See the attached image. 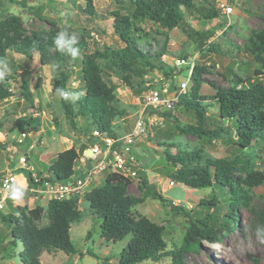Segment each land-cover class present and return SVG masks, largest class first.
<instances>
[{"label":"rangeland","instance_id":"1","mask_svg":"<svg viewBox=\"0 0 264 264\" xmlns=\"http://www.w3.org/2000/svg\"><path fill=\"white\" fill-rule=\"evenodd\" d=\"M221 1L225 0H196L193 9L182 7L180 10L185 24L189 25L192 31L205 33L207 35L205 39L202 36L195 37L188 34L181 27L164 31L148 20L139 23L148 37L147 43L140 42L138 46L150 54L159 55L163 47L166 51L163 52L162 57L153 60L156 65L154 70L147 69V73L142 78L132 77L131 86L125 83L109 64L99 61L104 68L105 79L113 86L116 97L115 107L123 112L113 122L115 138L130 134L136 121L143 115L145 100L149 94V90H146L148 83L157 81L160 84L161 77L166 79V74L171 76L175 71L177 82L183 81L188 76L190 66L177 67L178 59L185 58V61L195 63L197 67L204 69L202 78L206 83L201 88V95L215 94L213 87L210 86L211 83L219 88L234 87L236 75L244 80L254 79L255 71L261 69L257 59L264 58V53L255 52L251 38L264 29V0H226L235 10L230 19L224 17L218 10ZM86 4L85 0H0V22L8 17H18L26 35L32 32L51 31L55 29L53 24L58 28V33L64 30L76 35L77 39L86 33L89 54L102 52L106 48L123 47L124 44L114 33V18L111 12L121 9L122 13L131 14L133 7L130 2L94 0L95 13L92 16L87 14ZM214 12L218 15L212 17ZM82 53L83 51H80V56L75 62L70 58L66 65L67 70L73 71L72 80H76L71 82L73 88H82V84L78 81L81 76ZM31 55L32 57L29 58L11 50L7 53L5 62L9 66L8 75L12 80H5L4 84L9 88L12 96L0 101L2 123L0 177L9 170H15L18 176L17 186H27L31 173L37 174L44 180L50 179V167L59 152L76 147L83 157V151L85 148L89 149L92 142V133L88 130L90 123L78 117L76 121L79 130H75L64 114L61 98L52 93V80L56 74L54 66L41 65L36 52H32ZM160 66L164 71L160 70ZM260 80L264 83V77ZM25 83L28 85L26 86ZM24 87H29V99L25 96ZM208 113L207 128L214 130L221 126L222 122L217 116L216 106ZM149 114L150 112L146 111L145 116L152 118ZM162 116L164 122L157 125L154 135L148 141H139L129 158L134 161L135 168L139 167L141 172L146 173L148 182L157 187L166 199L173 202L171 205L182 206L188 210L194 208L199 213L205 214L207 209L199 207L198 204L203 198L210 199L214 192L212 189H192L176 182L171 177L175 169L168 164L165 151L176 156L181 151L192 152L200 149L213 159L234 160L239 156L244 162L250 161L252 168L264 173V140H259L251 148L242 150L236 147V139L230 132H224L221 138L211 141L182 133L179 127L192 125L195 122L194 113L184 107L175 105L171 112ZM23 118L38 119L39 122L24 125L20 123ZM22 132H27L30 136L20 145L17 138ZM27 152H29V166L33 171L17 166L19 157ZM109 157L108 160L111 159V156ZM96 163L93 159L90 168ZM238 167L241 168V165ZM107 173L116 174L106 171L104 177ZM236 176H245V173L240 170ZM103 182L104 180L95 184L93 189ZM93 189L78 196V207L83 211L84 218L80 223L73 225L71 240L79 253L74 256L60 251L44 253L41 256V264H120L122 251L130 237L117 243L102 239L100 221L85 200V195ZM22 192V199L14 202L11 197L7 208L0 211L1 252L12 238L10 223L3 220V216L16 214L17 206L34 207L39 204L47 207L48 199L41 198L40 202L33 203L36 201L33 200V195ZM247 192L250 206L246 208L240 205L237 208L240 217L237 228L225 234L222 241L217 244L204 242L199 252L186 256L187 264H264V233L257 235L256 232L257 227H264V184ZM217 193L221 200L226 199L218 190ZM127 194L142 199L133 210L135 216H145L163 228L164 238L168 244L166 251L171 252L179 248L190 227L189 219L169 206H164L160 201L146 196L140 190L139 180H133L127 188ZM212 211L210 210V213L221 217L225 214V209ZM48 222L45 213L40 226L47 225ZM21 249V243H18L17 248L10 246L7 251L9 253L0 256V264H22L18 257ZM88 251L98 255L101 261L90 256ZM142 264H172V259L164 255L159 261L149 260Z\"/></svg>","mask_w":264,"mask_h":264},{"label":"trees","instance_id":"2","mask_svg":"<svg viewBox=\"0 0 264 264\" xmlns=\"http://www.w3.org/2000/svg\"><path fill=\"white\" fill-rule=\"evenodd\" d=\"M85 1L87 14L94 15V0ZM128 1L133 7L131 14H124L121 9L111 12L114 18V33L124 44L123 47L106 48L102 52L96 51L89 54L86 33L78 39L77 47L83 51L81 76L78 80L82 84L81 89L73 88L71 85L76 80H72L73 71L66 69L70 57L59 52L54 46V38L58 34L55 24H53L55 29L51 31L32 32L26 35L18 17H8L1 21L0 60L5 61L10 50L29 58L32 57V52L38 53L41 65L54 66L56 70L52 80V93L61 98L64 114L73 128L79 130L76 121L79 117L90 123L88 129L90 133L98 131L102 136L115 138L113 122L123 112L115 107L116 97L113 86L105 79V71L99 61L109 64L123 81L131 86V78L134 76L142 78L147 73V69L154 70L156 65L153 60L162 57L163 52L166 51L163 47L159 55L150 54L138 46L140 42L147 43L148 37L139 23L148 20L164 31L181 27L190 35L207 38L205 33L192 31L180 14L182 7L193 9L196 0ZM224 2L229 3L226 0ZM19 4L23 3L19 2ZM217 15V12L212 13V17ZM251 44L255 52L264 53V29L251 38ZM182 60L186 59L182 58ZM257 60L261 69L255 71L254 79L244 80L236 75L235 86L229 88H219L211 83L210 86L215 91L214 95L200 94L202 86L206 83L202 78L204 69L195 65L191 76L192 85L176 103L192 111L195 122L192 125L179 127V130L184 134L210 141L221 138L224 132H230L236 139V147L242 150L251 148L259 140H264V83L260 80L264 77V58L260 57ZM57 65L58 67H55ZM160 70L164 71L163 68ZM175 72L171 76L169 74L165 76L172 81L173 90L180 83L176 80ZM5 80H12V77L8 75ZM25 85L28 84L25 83ZM23 89L25 96L29 99V87ZM57 89L75 94L78 98L74 99L72 95L64 98L58 94ZM11 96L9 88L4 83H0V101ZM215 106L218 111L217 116L222 123L217 129L211 130L206 125L207 115ZM38 122V119L30 118L20 120V123L24 125ZM0 129H2L1 121ZM82 155H85V150ZM165 155L168 164L175 169L171 177L176 182L196 190H213L214 193L210 199L203 198L198 204L199 207L207 209V213L202 214L194 208L188 210L182 206L171 205L173 202L166 199L157 187L148 182L146 173L140 172L138 175L140 190L146 196L160 201L164 206H169L189 219L190 227L181 246L175 251L167 252L168 244L164 238L163 228L147 217L135 216L133 213V210L142 202V199L127 194V188L133 181L119 174L107 173L104 182L95 189L93 187V190L85 195V200L100 221L102 239L117 243L130 237L122 251L120 264L159 261L164 255L171 257L172 264H187L186 256L199 252L204 242L217 244L222 241L225 234L237 228L240 223L237 208L240 205L246 208L250 206L247 190L264 184V173L252 168L250 161L244 162L239 156H236L234 160L213 159L200 149L192 152L181 151L176 156L165 151ZM80 159L81 154L76 147L59 152L50 167L53 175L51 178L56 182L68 183L76 177H84L83 172L76 170ZM92 161V158H88V167ZM238 165H241V168ZM240 170L245 173V176H236ZM32 183L31 173L28 184ZM217 190L226 199L221 200ZM78 196L67 200H49L46 208L39 204L34 207L17 206L16 214L3 216L2 219L10 223L12 236L3 253L8 254L10 246L17 248L18 243H21L22 249L18 257L22 264H41V256L53 251L64 252L69 256L78 254L79 251L71 240L73 225L80 223L84 218L83 211L78 207ZM221 209H225L223 217L210 213V210L216 212ZM45 213L49 222L47 225L40 226ZM88 254L100 260L95 253L88 251Z\"/></svg>","mask_w":264,"mask_h":264},{"label":"built area","instance_id":"3","mask_svg":"<svg viewBox=\"0 0 264 264\" xmlns=\"http://www.w3.org/2000/svg\"><path fill=\"white\" fill-rule=\"evenodd\" d=\"M218 9L228 19L235 12L233 5L224 1L218 4ZM176 66H190L188 76L174 90L172 89V81L164 77L159 79L160 84L157 81L148 83L146 90H149V94L147 95L148 100L147 98L145 100L144 113L136 121L130 134L125 137L114 138L102 136L98 131L92 133V142L89 149L93 152L92 159L97 163L90 168L88 167V157L86 155L81 157L80 164L76 167V170L83 172L84 177L79 176L68 183H60L52 178L44 180L38 177L37 174L32 173L33 183L20 188L17 186L18 176L15 170H9L6 174L3 173L4 175L0 177V211L5 210L8 206L13 188L31 193L33 200H36L33 203H38L41 198L44 200L48 199L47 202L52 199L67 200L73 196L85 193L91 190L95 184L105 179L106 171L119 174L131 181L139 180L140 168H135L134 161L129 158L135 145L141 140L148 141L154 135L157 125L164 122L162 115L171 112L176 103H178L180 96L186 94L192 85L191 76L195 63L178 59ZM171 93H173V97H171ZM146 111L150 112L149 115L152 118L145 116ZM29 136V133L22 132L17 138L18 144H24ZM109 156H111L110 160H108ZM17 163L18 167L33 171V168L29 166V152L23 153Z\"/></svg>","mask_w":264,"mask_h":264},{"label":"clouds","instance_id":"4","mask_svg":"<svg viewBox=\"0 0 264 264\" xmlns=\"http://www.w3.org/2000/svg\"><path fill=\"white\" fill-rule=\"evenodd\" d=\"M78 39L76 35L69 34V32L61 30L57 36L54 38V46L55 48L61 52L62 54L67 55L72 60H76L80 56V49L77 47ZM55 67H58L55 66ZM9 73L8 64L0 60V83H4L6 76ZM59 95L67 98L69 95H72L74 99L78 98L75 94H70L64 92L63 89H57ZM12 199L19 200L23 197V192L19 189L13 188L11 191ZM257 235L264 233V227H257L256 229Z\"/></svg>","mask_w":264,"mask_h":264},{"label":"water","instance_id":"5","mask_svg":"<svg viewBox=\"0 0 264 264\" xmlns=\"http://www.w3.org/2000/svg\"><path fill=\"white\" fill-rule=\"evenodd\" d=\"M172 95H171V97H173V93H171ZM85 155H86V157H88V158H92L93 157V152L90 150V149H88L86 152H85ZM110 158V157H109Z\"/></svg>","mask_w":264,"mask_h":264},{"label":"crops","instance_id":"6","mask_svg":"<svg viewBox=\"0 0 264 264\" xmlns=\"http://www.w3.org/2000/svg\"><path fill=\"white\" fill-rule=\"evenodd\" d=\"M87 150H88V148H85V152H86ZM51 176H53L52 173H51ZM24 186H26V185H22V186H19V187L21 188V187H24ZM14 202H16V201L14 200ZM32 204H33V203H31V205H32ZM6 208H7V207H6ZM6 208H5V209H6ZM2 251H3V250H2ZM1 253H2V254H1ZM1 253H0V256H4V253H3V252H1ZM47 254H48V253H47ZM5 255H6V254H5ZM0 258H1V257H0ZM0 262H1V261H0Z\"/></svg>","mask_w":264,"mask_h":264}]
</instances>
